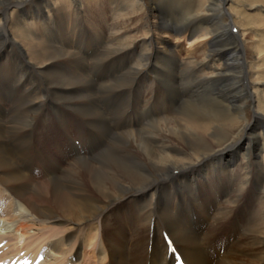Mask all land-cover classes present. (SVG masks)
<instances>
[{
	"label": "bare ground",
	"instance_id": "bare-ground-1",
	"mask_svg": "<svg viewBox=\"0 0 264 264\" xmlns=\"http://www.w3.org/2000/svg\"><path fill=\"white\" fill-rule=\"evenodd\" d=\"M247 2L263 24L264 0ZM229 8L0 0L1 261L173 264L165 232L185 264H264V52ZM70 120L79 137L42 154Z\"/></svg>",
	"mask_w": 264,
	"mask_h": 264
},
{
	"label": "rangeland",
	"instance_id": "rangeland-1",
	"mask_svg": "<svg viewBox=\"0 0 264 264\" xmlns=\"http://www.w3.org/2000/svg\"><path fill=\"white\" fill-rule=\"evenodd\" d=\"M247 3H248L247 0H230V8H229V10H230L231 14H233V13L235 14V16L233 14V20L236 23L235 27H238V28L246 31L245 43L246 44H251V42L256 43V45H253V46L257 47V51H260V50L262 51L263 50L262 52H264V23L263 24L261 23L259 15H257V13H255L256 11L260 12V10L250 9L249 6L247 5ZM263 5H264V2H263ZM139 31L142 32L141 30H139ZM231 33L235 37H237L239 35V31H238L237 28L232 29ZM85 36H86V34H85ZM86 38L88 40L87 44H93L94 43V41H92L89 37L86 36ZM157 38H159V39H161L163 41H167V42L169 41L168 43H171L173 45L175 44L177 46L176 50L179 51L182 55L186 54L187 52H191L196 45L205 47L206 46V42L205 41H207V40H204V39H206L205 37L201 38V40L200 39L199 40H194L192 38H184V39L178 40L177 38L164 36L162 34H160L159 37H157ZM254 47L250 51L254 52ZM253 57L255 58V56H253ZM247 62H248V60H247ZM256 62H257V64H262V66H263L264 65V56L262 58H260V59H257ZM253 73H255V70H253ZM261 82H263V81H261ZM260 90L261 91L264 90L262 86L260 87ZM261 91L259 92V97L261 96ZM45 92H47L46 89H45ZM7 116L8 115L5 112L4 120H6ZM50 117H54V116H50ZM69 122H71L69 124V127H68L70 129L66 128L67 129L66 131H68L70 135L67 136V137H63V135L56 136L57 131L61 134L62 129L60 128V129L55 130L52 127V125H51L52 128H50L51 131H48V130L47 131L46 130L42 131V133H41L42 142H43V139L47 140V144L46 145H44V143H43V148L44 149L41 152L42 154L52 158L53 149L61 151V150L64 149V144L67 143V145L69 147L70 141H72L74 139H77V137H79L78 136V122L77 121L73 122V120H70ZM71 132H72V134H71ZM52 133H54V135H52ZM34 138L35 139L36 138L39 139V133H35ZM66 138H68V139H66ZM56 139H58L57 142H55ZM60 140H62V141L65 140V142H62ZM60 142H62L63 144H61ZM78 143H79L78 141H75V145L76 146H78ZM56 147H57V149H56ZM41 178H44V177H43V173H42V167L39 164V171L37 173V176L34 178V180L39 181V179H41ZM129 214L131 215L132 212L129 211ZM107 220L109 222H111L112 218L111 219L109 218ZM59 226H64V225L63 224H59ZM224 230H226V228H224L223 231ZM111 231H112V227L108 226V227H105L103 229L102 234L106 236V234L111 233ZM226 232H227V230L225 232H223V233L225 234ZM146 238H147V236H146ZM20 243H22V242H20ZM150 243H152V239L150 240ZM75 244H76V241L74 240V241L71 242L69 247H72ZM240 245L241 246L243 245L242 240L239 242V246ZM222 246H224V244H221L219 246V248H222ZM202 248H203V251L205 252V257L208 260H211V261L216 260V251H215V249L213 247L208 245V246H204ZM82 251L83 250L80 249L79 258L76 259V261L78 263H81V261L85 262L86 261L85 259L88 258L87 257V253L85 252L83 254ZM221 255H222V251H221ZM83 258H85V259H83ZM65 259H66V257H65ZM106 263L107 264L110 263L109 260H107Z\"/></svg>",
	"mask_w": 264,
	"mask_h": 264
}]
</instances>
